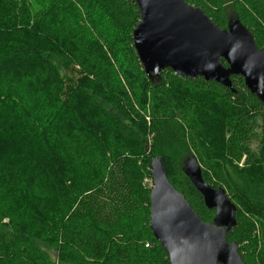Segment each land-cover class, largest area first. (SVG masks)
I'll return each mask as SVG.
<instances>
[{"label": "trees", "instance_id": "trees-1", "mask_svg": "<svg viewBox=\"0 0 264 264\" xmlns=\"http://www.w3.org/2000/svg\"><path fill=\"white\" fill-rule=\"evenodd\" d=\"M186 2L227 28L225 0ZM229 2L264 50V0ZM140 18L136 0H0V83L41 89L55 110L41 114L53 124L37 138L35 114L0 110V187L33 210L27 224L0 203V264H170L150 227V162L162 156L210 222L215 209L183 172L193 155L237 207L228 240L246 264H264V102L241 76L236 93L171 69L151 78L134 47Z\"/></svg>", "mask_w": 264, "mask_h": 264}, {"label": "water", "instance_id": "water-1", "mask_svg": "<svg viewBox=\"0 0 264 264\" xmlns=\"http://www.w3.org/2000/svg\"><path fill=\"white\" fill-rule=\"evenodd\" d=\"M140 21L133 32L134 47L147 75L159 77L171 69L184 78L218 82L234 93L232 77L244 78L247 89L264 102V50L238 19L225 29L186 0H136ZM223 60L227 66L223 64ZM150 227L168 254L170 264H246L236 241L227 238L237 224L236 205L223 187L205 181L196 156L188 157L183 172L215 209L204 221L171 183L164 158L150 162Z\"/></svg>", "mask_w": 264, "mask_h": 264}, {"label": "rangeland", "instance_id": "rangeland-1", "mask_svg": "<svg viewBox=\"0 0 264 264\" xmlns=\"http://www.w3.org/2000/svg\"><path fill=\"white\" fill-rule=\"evenodd\" d=\"M225 8L228 19L236 17L229 0H225ZM57 19H60V22L67 25L68 28H72L74 25H77L75 19L71 21V18L67 17L63 13H61ZM13 84L14 85L9 83H0V110H4L7 115H12L18 121L19 119H22L24 115L28 117L29 114L31 116L32 114H35L37 120L33 121L32 119L31 121L33 123L34 130L38 132L35 134V138L38 137L39 132L47 134L49 131L48 128H50L53 123L51 124L47 121H42L43 118L41 117L46 111L49 112V115L55 112L51 95L41 89L32 87L28 83L16 81V83ZM9 92H11V95H8ZM38 109H40V111ZM222 127L226 133V139H233L234 137L230 132V123L228 120H224ZM1 140L6 141V139L3 138H1ZM243 161L244 159H242L240 165L243 164ZM15 189L16 187L11 183H8L4 187H0V203L6 213L9 212L14 214L15 217L23 219L25 223L32 224L31 218L33 210L30 206L31 204L26 203L27 206H23V204L19 202V194ZM28 193L29 196L32 195L31 191ZM52 254H54V252H52Z\"/></svg>", "mask_w": 264, "mask_h": 264}, {"label": "built area", "instance_id": "built-area-1", "mask_svg": "<svg viewBox=\"0 0 264 264\" xmlns=\"http://www.w3.org/2000/svg\"><path fill=\"white\" fill-rule=\"evenodd\" d=\"M153 184V183H152Z\"/></svg>", "mask_w": 264, "mask_h": 264}]
</instances>
